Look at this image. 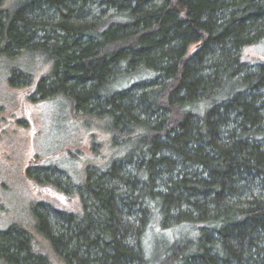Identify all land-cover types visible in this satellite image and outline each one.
Returning <instances> with one entry per match:
<instances>
[{
    "label": "trees",
    "instance_id": "obj_1",
    "mask_svg": "<svg viewBox=\"0 0 264 264\" xmlns=\"http://www.w3.org/2000/svg\"><path fill=\"white\" fill-rule=\"evenodd\" d=\"M263 40L264 0H0V53L46 67L30 97L114 152L77 184L35 173L78 206L36 204L0 264H264Z\"/></svg>",
    "mask_w": 264,
    "mask_h": 264
},
{
    "label": "rangeland",
    "instance_id": "obj_2",
    "mask_svg": "<svg viewBox=\"0 0 264 264\" xmlns=\"http://www.w3.org/2000/svg\"><path fill=\"white\" fill-rule=\"evenodd\" d=\"M251 47L245 51L247 56L264 59V40ZM18 66L26 68L17 57L0 53V233L10 228L32 232L34 206L40 202L49 209L78 206L72 197L75 186L65 195L58 194L51 184L32 181L34 175H50L61 186L69 179L77 184L83 181L87 167L100 169L114 154L100 132L101 123L76 114L64 97H30L35 90L33 80L45 72L44 64H32L26 71L34 73L32 78ZM51 166L61 173H52ZM46 244V252L52 255Z\"/></svg>",
    "mask_w": 264,
    "mask_h": 264
}]
</instances>
